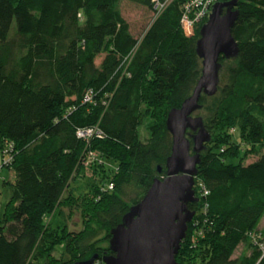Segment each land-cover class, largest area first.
<instances>
[{
  "label": "trees",
  "instance_id": "obj_1",
  "mask_svg": "<svg viewBox=\"0 0 264 264\" xmlns=\"http://www.w3.org/2000/svg\"><path fill=\"white\" fill-rule=\"evenodd\" d=\"M122 1L0 0V152L8 149L3 168L16 177L4 181L12 193L0 217V264H73L95 254L104 264L112 230L166 176L167 117L202 74L197 41L209 17L189 34L185 0L158 16L152 0H127L154 18L125 62L139 38ZM234 9L239 55H221L219 90L203 94L195 113L211 140L197 165L196 214L179 264H264L259 248L234 256L242 242L257 244L264 218V154L244 163L264 147V0H238ZM89 88L94 101L84 102ZM88 128L98 131L79 136ZM75 214L79 231L69 226Z\"/></svg>",
  "mask_w": 264,
  "mask_h": 264
},
{
  "label": "water",
  "instance_id": "obj_2",
  "mask_svg": "<svg viewBox=\"0 0 264 264\" xmlns=\"http://www.w3.org/2000/svg\"><path fill=\"white\" fill-rule=\"evenodd\" d=\"M238 0L217 1L200 29L197 52L203 61L202 74L192 93L180 107L170 110L167 128L173 137L166 176L155 178L145 196L124 215L111 232L113 254L104 264H179L176 256L196 211L189 203L198 200L195 192L197 165L201 152L211 140L202 116V95H215L220 86L221 55L236 58L239 45L233 36L239 12ZM161 171V168L159 169ZM95 254L73 264H96Z\"/></svg>",
  "mask_w": 264,
  "mask_h": 264
},
{
  "label": "rangeland",
  "instance_id": "obj_3",
  "mask_svg": "<svg viewBox=\"0 0 264 264\" xmlns=\"http://www.w3.org/2000/svg\"><path fill=\"white\" fill-rule=\"evenodd\" d=\"M120 7H121L122 14H123L124 18L130 24V30H131L132 34L135 37L139 38V42L137 43L132 54L129 56L130 57L129 60L125 61V62H127V61L131 62L135 52L137 51V49L140 45V41L142 40L144 33L146 32L147 28L149 27V25L153 21L154 13L152 12V10L148 9L147 7L138 5L134 2H130L127 0H123L121 2ZM193 30H194V28L191 29V33L189 32V34H192ZM101 59H102V56H98L96 58L95 65L97 67L100 66ZM195 115H197V114H195ZM140 134H141L142 139L149 137V130L146 129V125L141 126ZM251 149L253 150L252 147H251ZM263 154H264V147H261L257 151L254 150L253 152H250L248 155H246L244 163L247 164V163L253 162L259 156H261ZM5 156L2 157V153L0 152V166L3 165L4 160H5L4 159ZM235 161H237V160H235ZM15 178H16L15 172L8 170L7 167H4L3 170L0 172V217L2 216L5 204H6L7 200L9 199L10 194L12 193V189H10L11 188L10 184L4 183V181L14 182ZM79 184H80V186H84L83 182L82 183L79 182ZM69 226H70V229L73 231H79L83 227L82 221H80L79 214H75L73 216L72 220H70V222H69ZM262 231H264V218L261 220L259 227H258V230L256 232H254L255 233L254 235H255L256 240H257V244L251 245L250 241L242 242L238 246L234 256L236 257V256L242 255L244 253L250 255L257 248H259V250L263 251L264 250V234H262ZM61 250L62 249L59 247V249L54 254L57 257H60L61 256L60 255ZM262 253H264V251Z\"/></svg>",
  "mask_w": 264,
  "mask_h": 264
},
{
  "label": "built area",
  "instance_id": "obj_4",
  "mask_svg": "<svg viewBox=\"0 0 264 264\" xmlns=\"http://www.w3.org/2000/svg\"><path fill=\"white\" fill-rule=\"evenodd\" d=\"M154 3V8L156 10V15H160L163 11L172 3L173 0H152ZM218 0H185L184 10L181 17V23L184 31L186 33H191V29L196 28L197 24L204 20L206 17H209L214 4ZM193 30V31H194ZM94 90L89 88L85 93L83 98L84 102H93L94 101ZM98 130L96 128H88L85 130H78L79 136H83L87 139L91 138ZM8 149L5 151L4 163L0 166V172L4 164H8L12 157L8 154ZM87 165H90V162H86ZM205 194L209 193V190L205 188L204 185H200ZM113 188V184L109 185V189Z\"/></svg>",
  "mask_w": 264,
  "mask_h": 264
}]
</instances>
